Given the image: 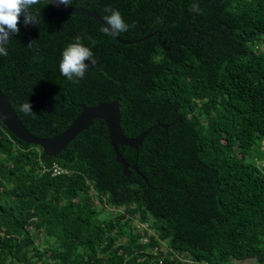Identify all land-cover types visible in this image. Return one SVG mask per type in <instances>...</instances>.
Segmentation results:
<instances>
[{
	"label": "trees",
	"instance_id": "16d2710c",
	"mask_svg": "<svg viewBox=\"0 0 264 264\" xmlns=\"http://www.w3.org/2000/svg\"><path fill=\"white\" fill-rule=\"evenodd\" d=\"M78 5L119 11L124 40L152 35L122 44L93 17L34 5L39 25L21 17L0 56V89L24 126L53 137L81 104L119 98L125 136L167 128L118 146L142 177L123 174L101 119L56 156L0 122V264H264V0ZM77 37L98 62L72 82L59 64ZM27 101L35 114L18 110Z\"/></svg>",
	"mask_w": 264,
	"mask_h": 264
},
{
	"label": "water",
	"instance_id": "95a60500",
	"mask_svg": "<svg viewBox=\"0 0 264 264\" xmlns=\"http://www.w3.org/2000/svg\"><path fill=\"white\" fill-rule=\"evenodd\" d=\"M48 4L55 7L60 12L59 15L61 16L66 14L87 15L97 19L103 24V26H105L104 17L102 15L95 11L85 9L80 5L76 7L56 5L52 2V0H49ZM151 35L152 33H149L146 36L133 40H124L119 36L114 38L122 44H133L140 42ZM118 102L119 98H116L111 102H100L93 106L81 104L80 106L82 110L79 115L60 134L53 137H39L32 134L24 126L20 116L12 107L9 101V96L5 95L0 89V122L4 125L7 131H9L16 138L25 143L39 146L43 153L47 156H56L61 150L65 149L67 144L75 138L76 135L87 129L92 124L93 120L101 119L106 124L110 145L115 155V161L122 166L123 174L128 176L130 171L134 170L139 175L144 177L137 169L135 163L131 165L122 157L118 150V146H128L137 150L138 146L152 128L160 126L166 129L167 124L158 121L143 130L138 136L127 137L121 130Z\"/></svg>",
	"mask_w": 264,
	"mask_h": 264
},
{
	"label": "clouds",
	"instance_id": "9594fccd",
	"mask_svg": "<svg viewBox=\"0 0 264 264\" xmlns=\"http://www.w3.org/2000/svg\"><path fill=\"white\" fill-rule=\"evenodd\" d=\"M41 2L42 0H0V56L8 55L5 46L9 43L12 36L19 33L21 17H23L25 26L39 25L40 17L38 14H34L31 9L34 5ZM48 2L49 0H46V3ZM52 2L56 5L64 6H70L71 4V0H52ZM192 10L195 12L201 11L198 5H193ZM105 12L109 13L104 16L105 26L101 28L105 35L116 37L120 33L129 30V25L125 23L119 11L109 7L105 8ZM79 40L80 38L77 37L76 43L69 44L64 49L59 64L61 75L72 82H78L83 79L90 66H95L98 62L93 56L91 49L84 46ZM33 42L30 41L28 47H31ZM18 110L25 115L35 114L28 101L20 105Z\"/></svg>",
	"mask_w": 264,
	"mask_h": 264
},
{
	"label": "built area",
	"instance_id": "2783aa9c",
	"mask_svg": "<svg viewBox=\"0 0 264 264\" xmlns=\"http://www.w3.org/2000/svg\"><path fill=\"white\" fill-rule=\"evenodd\" d=\"M50 170H51L52 175L61 174L62 172H65V170H64L62 167L58 166V165L55 164V163L51 165ZM135 223L137 224V225H136L137 227H138V226H140V227H145L144 224L137 223V221H135ZM187 261H190V260L187 259ZM201 264H205V263H201Z\"/></svg>",
	"mask_w": 264,
	"mask_h": 264
},
{
	"label": "rangeland",
	"instance_id": "374dc122",
	"mask_svg": "<svg viewBox=\"0 0 264 264\" xmlns=\"http://www.w3.org/2000/svg\"><path fill=\"white\" fill-rule=\"evenodd\" d=\"M262 149H264V142H263V146H262Z\"/></svg>",
	"mask_w": 264,
	"mask_h": 264
}]
</instances>
